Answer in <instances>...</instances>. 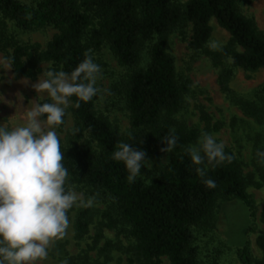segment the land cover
Returning a JSON list of instances; mask_svg holds the SVG:
<instances>
[{
    "label": "trees",
    "instance_id": "1",
    "mask_svg": "<svg viewBox=\"0 0 264 264\" xmlns=\"http://www.w3.org/2000/svg\"><path fill=\"white\" fill-rule=\"evenodd\" d=\"M236 1L188 0L181 6L178 0H35L31 4L0 0V52L16 79L35 80L42 64H48L46 72H71L86 53L92 55L107 44L119 65L130 69L124 85L130 131L122 142L145 151L147 161L157 163L167 153L162 151L165 145L161 140L169 135L170 118L181 108L186 91L177 84L174 62L166 51L172 31L191 24L189 47L200 50L211 36L210 20L215 19L230 35L231 45L241 48V52L225 48L219 54L229 56L234 67L264 69V36L252 20L238 12ZM47 28L56 33L45 47L17 38L19 32ZM145 48L148 61L139 67ZM96 99L81 102L78 108L69 107L74 126L66 144H61L68 177L112 199L114 210L130 226L138 263L160 264L166 257L169 264H198L193 227L209 220L218 200L234 199L251 206L240 163L225 150L231 161L209 165L207 175L201 178L186 152L195 137L180 128L175 130L177 143L170 150L175 156L169 163L148 183L138 177L129 182L124 165L112 159L116 142L110 123L96 112ZM207 178L215 181V188L204 184ZM260 181L264 187V171ZM88 216L87 208L76 214L73 229L77 241L88 233ZM63 237L53 243L52 257L64 264H93L88 252L95 250L101 230L87 251L77 256L65 252ZM257 245L264 255V237L257 239ZM239 258L243 264H264V256L254 261L246 247Z\"/></svg>",
    "mask_w": 264,
    "mask_h": 264
},
{
    "label": "rangeland",
    "instance_id": "2",
    "mask_svg": "<svg viewBox=\"0 0 264 264\" xmlns=\"http://www.w3.org/2000/svg\"><path fill=\"white\" fill-rule=\"evenodd\" d=\"M31 4L35 0H20ZM184 6L188 0H178ZM238 12L253 21L259 34L264 36V0H237ZM211 36L203 49L189 47L191 24L177 27L167 37V53L174 62L177 84L185 87L183 104L169 121L172 129H182L194 135L187 145L196 146L203 132L212 134L218 142L225 144V150L233 153L241 165L247 180V193L251 206L246 207L234 200H218L209 220L193 227V247L197 250L198 264H243L239 252L248 248L254 261L261 260L263 253L257 239L264 237V187L260 174L264 164L258 161L256 153L264 150V69L256 71L234 67L229 56L219 52L225 48L241 52V48L231 45L230 35L215 19L210 20ZM56 31L17 34L25 43H38L42 47L48 43ZM211 51L213 54H207ZM94 61L100 66L96 87L99 89L95 102L96 112L106 118L111 125L115 142L122 141L130 131V114L127 109L124 85L130 69L119 65L107 44L92 52ZM147 49L142 52L139 67L147 64ZM48 64L41 65L35 80L16 79L0 52V123L16 126L24 122L26 111L46 97L36 94L32 85L46 72ZM70 107V106H69ZM67 108L61 129H56L60 143L65 145L74 120ZM175 156L170 151L157 163L145 162L141 175L137 177L146 183L158 174ZM66 186L80 197L69 210V227L62 239L64 250L69 256H77L87 251L93 244L94 236L101 230L102 237L95 250L88 252L93 264H140L135 259V240L130 234V226L114 210L112 199L83 184L67 178ZM87 208L89 227L87 235L80 241L74 238L73 224L77 212ZM109 217V218H108ZM109 228L106 225L110 224ZM40 264H64L52 257L51 249ZM160 264H169L166 257Z\"/></svg>",
    "mask_w": 264,
    "mask_h": 264
},
{
    "label": "clouds",
    "instance_id": "3",
    "mask_svg": "<svg viewBox=\"0 0 264 264\" xmlns=\"http://www.w3.org/2000/svg\"><path fill=\"white\" fill-rule=\"evenodd\" d=\"M100 72L88 53L71 72H43L32 87L46 102L33 104L22 124L0 123V264H40L50 246L66 234L68 212L80 197L66 188L69 172L62 163L64 152L56 129L64 123L70 105L78 108L97 95ZM161 142L162 151L169 153L177 143L175 130ZM225 147L203 132L186 152L195 172L204 178L209 165L231 161ZM114 148L112 159L124 165L127 180L134 182L145 168L146 152L122 141ZM256 156L264 164V150ZM203 182L210 189L216 187L211 178Z\"/></svg>",
    "mask_w": 264,
    "mask_h": 264
}]
</instances>
